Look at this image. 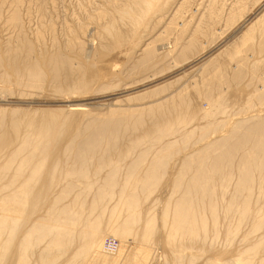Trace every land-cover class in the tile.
<instances>
[{
    "label": "bare ground",
    "instance_id": "bare-ground-1",
    "mask_svg": "<svg viewBox=\"0 0 264 264\" xmlns=\"http://www.w3.org/2000/svg\"><path fill=\"white\" fill-rule=\"evenodd\" d=\"M22 1L12 0L13 10H9H12L9 25L19 33V38L15 43L7 42L4 52H0L1 87L9 90L20 86L39 92L48 83L62 97L89 93L92 83L98 80L97 75L88 78L83 72V77L74 76V57L66 51L78 47L77 52L84 54L82 59L86 62L89 55L77 33L69 31L72 36L63 43L66 44L64 51L51 55L43 53L29 39H24L25 34L21 37L24 31L19 14ZM107 1L123 22L138 27L140 17L137 15L149 13L154 0H121L117 4L113 0ZM246 1L235 0V4H231L226 14L228 22L234 24L244 17L248 10ZM222 6L218 0H211L210 19L222 16L226 8ZM109 15L103 10L97 17L104 19ZM253 16L254 23L238 39L239 47L229 54L233 72L226 81L238 83L246 79L249 84L248 79H256L248 97H254L257 102H253L261 104L264 103V78L263 84H258L256 68L264 55L261 50L264 49V5ZM113 26L111 23L105 28L112 38ZM41 29L37 32L39 39L44 34ZM114 37L119 45L127 41L119 32ZM254 38L256 46L260 43V57L252 58ZM194 43L191 38L186 41L181 48L182 55L178 52L176 58L194 52ZM161 50L152 43L143 45L139 62L148 66L173 52L172 47L166 45ZM250 61L253 62L252 69H249ZM221 66L210 60L198 70L213 78L205 80L204 91L200 89L208 106L200 107L203 112H199L210 124L195 128L188 127L194 119L185 116L189 114L185 111L189 101L181 93L177 95L183 85L165 98L145 106L141 103L140 109L120 112L116 109L117 112L113 110L101 119L100 115H96L99 119L93 116V121L83 128L78 126L80 129L75 131L69 127L70 116L66 114H62L61 119L62 116L48 111L1 109L0 264H149L156 257L154 249L159 244L168 249L163 264H195L207 252L211 254L201 258V264H264V114L242 116L239 122L226 128L217 125L219 120L210 121L218 111H223L224 98L210 96L212 90L219 89V83L226 79L225 72L221 74ZM169 85L154 90L153 94L161 91L164 94ZM242 92H246V88ZM250 101L247 105L252 106ZM74 107L70 108L71 116H91L87 113V105ZM213 134L218 136L211 138ZM187 144H193L195 148L193 145L184 147ZM178 145L186 152L179 165H175L177 171L168 174L173 177L170 185H165L171 189L170 195L165 201L161 200L162 205L155 199L142 206L170 173L169 158L174 153L179 154ZM112 201L114 206L110 207ZM156 203L161 205L159 211L155 210ZM245 225L248 230L245 228L242 233V243L239 240L241 244L238 242L234 254L229 253L230 257L224 258L227 246H233L232 240ZM222 229L227 244L219 247L221 244L217 246L216 241ZM106 236L119 239L116 252L110 250L113 249L111 242L109 248L105 247ZM130 237L132 247L128 246L132 245L128 242ZM197 245L200 248L195 254L184 256L185 250H193Z\"/></svg>",
    "mask_w": 264,
    "mask_h": 264
},
{
    "label": "rangeland",
    "instance_id": "rangeland-1",
    "mask_svg": "<svg viewBox=\"0 0 264 264\" xmlns=\"http://www.w3.org/2000/svg\"><path fill=\"white\" fill-rule=\"evenodd\" d=\"M114 1L115 0H113V3L116 4L118 2H121V0H117V2ZM209 1L211 3V0H154L151 5L153 6V8L150 7L151 10L149 9V13L145 15H137L141 18H139L140 24L137 27L133 24H130V22L128 23V21L123 22L118 16V13L116 11L114 12L115 8H112L107 0H23L19 11V14L22 16V30H24L21 33V37L22 34H25V38L24 35L22 38L26 40L29 39L32 44L37 45V49L39 48L43 53L45 51V53L47 52L51 55L57 53V51L65 50L64 48H66V44L64 45L63 43H67L69 39H71L70 36H72V33L69 31H74V33H77L79 40L82 42V47H84L85 52H88L86 54L89 55V57L86 58V62H84V60L82 59L84 54L81 51L77 52L78 47L75 46V48H72L71 50H66L68 51V54L72 55V58L74 57V76L83 77V72H85L86 77L90 78L97 75L96 77H98V80L96 82H93L94 85L92 83L93 88L91 89V91L89 90V93L82 95L74 94L70 95L69 97H62L61 95L55 93L52 90V87L50 88V86H48V83L46 87L44 86V88L39 89V92L36 91V89L35 91H31V89H27L25 87L24 89L20 86V88L18 86H15L16 88L13 86L11 89H9L10 92L12 90V93H9L8 89L5 90L1 87L2 83L0 82V110L2 109L10 111L13 109H18L23 112L48 111L57 114L58 117L62 116L61 119L66 114L70 116V121L68 120L70 123L69 127L72 131H75L87 126V124H89L93 119V116L99 119V116L96 117V115H100L102 116L100 117L101 119L105 118L103 117L105 115L109 116L113 113V110L116 111V109L119 112L120 110L137 108L140 109L142 104H144L145 106L148 103H151L153 100L165 98L183 85L182 88H180L181 92L180 90H178L179 94L177 95H180L181 93V95L189 101V108L188 110H185L189 114L185 113L187 114L185 116L190 117L188 118L190 120H194L190 125H188V127H200L209 123L207 118L203 117L204 114H201L199 112H203L199 109L203 107L207 108L208 106V100L201 96L202 91L200 92V89H202V85L204 88L205 80L207 82V80H210L213 77L208 73H199L198 70L201 69L202 65H204L206 62L213 60L217 65H222L221 74L225 72L224 75L226 76V79L223 77V79L225 80L219 83V85L217 86L219 87V89L216 88L217 90L214 89L211 92L212 94L210 93L211 98L217 99L218 95L219 97L221 95V98H224L223 105L221 107L223 111H218L220 114L217 112L214 119H211L210 121L212 122V120H214V122H216V120H219L216 122L219 123L217 125H223L222 127L226 128V126L229 127L236 121L239 122L238 120L242 119L243 117L260 115L261 113L264 114V103H255L253 102L256 101L255 99H253L254 97H248V95L253 91L252 87L254 88L255 84L252 83H256V79H248V81L252 85H249L250 83L248 84V82L245 81L246 79H243L245 82H243L242 80L238 83L236 80L235 82L232 80V83L234 84L226 81L232 77L233 72L231 66L233 65V63L230 61V58H228L229 54H231V52L235 50L237 46L239 47L240 43L238 42V39L254 23L255 20H253V15L257 14L261 10L264 5V0H255V2L254 0H247V13L244 15V17H241L240 20H238V18V22L236 21V23L234 24L228 22V17L226 14L227 12H229L228 10L231 9V6L235 4V0H221L222 2L218 0L221 5L223 4L226 7V10L224 9L221 17H211V19L208 12V8L210 6ZM11 4L12 0H0V15L2 17H0V43L4 44H0V52H4L3 48L5 45H7V42L9 44L12 42L15 43L19 38V33H16L17 31L15 30V32L14 28L9 25L8 22L10 16L12 15L11 11L13 10ZM179 6L181 7L178 10ZM224 6L222 7L224 8ZM10 8L12 9L11 11H9ZM154 8H156V10ZM103 10H107L110 15L108 16V18L100 19L97 17V14ZM151 12L157 14L153 13V15ZM111 19H114V21ZM112 21L114 22V24ZM111 23L112 26L115 25L111 27V29L114 31L113 38H115L114 35H117L118 32L123 34L124 37L126 36L127 38L126 42L120 44L121 46L116 42L118 44L117 45L115 43L116 39H113L112 36L108 35L105 31V28L110 26ZM78 24L80 25V29L78 28ZM7 26H11L12 28ZM40 29L44 30V34L41 39L37 37V32ZM194 32L197 34H194ZM10 35H13V37H11ZM15 36L17 37V39H15ZM190 38L195 42L194 46L196 47H193L194 52H187L186 56L182 57L183 59L181 57V59L176 58L178 52L180 53V55H182L183 49L181 48H183L185 42L189 41ZM36 39H38L39 41H37ZM40 40L43 41L40 42ZM147 43H152V45L159 48L160 51H162L161 48L165 45L169 47L171 46L173 52L169 55H166L167 57H165L164 55L161 56L160 59H156L148 66H143L139 62L142 55L140 49ZM255 43L256 40L254 38L253 43L251 44L252 58L260 57L258 55V44L260 43H258L257 46ZM174 44L177 45H175V47L173 48ZM261 50L264 53V49ZM187 54L189 56H187ZM201 60L203 61L199 63V61ZM221 62L223 64H221ZM252 63V61L249 62V69H252ZM139 64L143 67H141ZM135 65L137 66L134 67ZM226 67L227 72L224 71ZM261 75L264 76V55L263 60L258 63V66L256 68V77L259 78L257 81L258 84H263L262 80L264 77H262ZM204 77L208 79H205ZM169 84L172 86H170ZM167 85H169V87L167 88L169 90H166L164 94H162V91L159 92L161 95L156 93L159 96L153 94L154 90L163 88ZM196 85L199 86L197 87ZM220 86L224 90L222 89L221 91ZM103 87L106 88L104 89ZM245 88L246 92H242L245 90ZM196 89H199V92H197ZM202 90L204 91L205 89ZM142 95H146L145 98H138V96ZM153 95H156V97H154ZM151 96L153 98H150ZM248 101L251 102L250 104L252 106L247 105ZM82 104L87 105V113H90L89 115L91 116L85 117L80 114H74V116H71L69 114L70 110L75 108L74 105ZM83 123H85L86 125ZM216 135L218 136V134H213L211 138H214ZM124 142L126 143V141ZM201 144H203V142H201ZM181 145L184 144L181 143ZM181 145L177 146V148L180 146L178 152L179 154L174 153L169 158L170 168H168V172L170 173H167L163 180H161L162 185L160 184V187L158 186L156 190H153L154 194L152 193L153 195H151L146 201H143L142 206L145 207L146 205H149V203H151L155 199L165 201L167 196L170 195L171 189H169L167 186L170 185V178L173 177L168 176V174L170 175L173 172L177 171L176 166L179 165V160L184 156L186 152V150H184L185 152H182L181 149H185L184 147H188V145L190 146L191 144H187L184 147H181ZM192 148L194 149L195 145H193ZM187 150H189V148ZM173 165L176 166L173 167ZM151 197L152 199H150ZM163 201H161V205ZM111 203L109 204V206H114V201H112ZM158 204L159 203H156L157 207L155 206L156 209L154 208L157 211H159L158 209H160L161 207V205L159 204L158 206ZM245 228L248 230V226L245 225L242 231L236 235L235 239L232 240V247L230 245L231 243L228 244L230 246H227V256L225 255L224 258H229V253V255L232 256L235 252V249L239 246V243H242V237L245 233ZM220 234L219 239L217 237L218 241H216V245L219 246L221 244L219 246L221 247L223 244L224 247L227 243H225L226 236H224L223 229L222 233ZM237 238L238 240L235 241ZM104 239L105 247L109 248L110 244L108 243L111 242L113 244V247L110 248L113 249L110 250L116 252L117 247L120 245L119 239L111 236H106ZM128 242L132 244H128V246L132 247V238L129 239ZM244 245L245 243L243 244V246ZM155 248L156 249H154V257L156 256V259L154 258L155 261L151 260L149 264H163V258L165 259L164 256L168 255V249L164 247V244H159V246H156ZM193 248V250H185L186 253L183 252L184 256L195 254L197 252V249L200 247H198L197 245V247L193 246ZM209 253H205V256L201 258L204 259L208 256ZM201 258L197 259V263L195 264H201L203 261Z\"/></svg>",
    "mask_w": 264,
    "mask_h": 264
}]
</instances>
